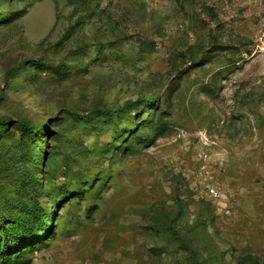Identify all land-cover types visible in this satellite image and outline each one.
Wrapping results in <instances>:
<instances>
[{"label": "rangeland", "instance_id": "rangeland-1", "mask_svg": "<svg viewBox=\"0 0 264 264\" xmlns=\"http://www.w3.org/2000/svg\"><path fill=\"white\" fill-rule=\"evenodd\" d=\"M17 103L43 123L0 143V229L38 212L0 262L264 264V0H0Z\"/></svg>", "mask_w": 264, "mask_h": 264}, {"label": "trees", "instance_id": "trees-1", "mask_svg": "<svg viewBox=\"0 0 264 264\" xmlns=\"http://www.w3.org/2000/svg\"><path fill=\"white\" fill-rule=\"evenodd\" d=\"M20 105V107L23 109L24 106L20 103H17ZM143 104L144 105H152L154 107L157 106L158 104V99L156 96H150L148 98L143 99ZM103 112L105 113H113V111L102 109ZM26 114H21L16 117L12 116H0V143L2 142L3 136H5L6 133H16L18 135V141L20 143V148L22 151H24L26 148H29V146L36 144L37 143V136L40 132V126L43 123V121H38V118L35 116L34 113H32L31 110L25 109ZM115 112V111H114ZM40 122V123H39ZM45 122V121H44ZM5 178L9 179V182L12 183L11 185V190L14 191L15 195L17 198H26L29 197L34 191L35 187L33 188L31 183H26L24 181L20 180V177L16 178L15 175H11L10 173H5L4 174ZM9 190V189H8ZM4 192V191H1ZM6 192V191H5ZM7 195V193H5ZM37 212H38V205L35 203L32 208H30V215L25 221V226H24V233L20 231L22 234L21 238L25 239L33 235V231L31 230L30 222L32 219H35L37 221ZM5 227L1 228L3 229V233H7L8 235L12 234V237L16 240L19 241L21 238L18 237V235H15L13 233L7 232V230L4 229ZM0 229V235L1 233ZM23 229V227H22ZM1 238V237H0ZM0 250L3 252H8L9 251V246L8 245H3L1 247V239H0ZM245 259H250L252 258L251 255H245ZM0 264H8V262L2 261Z\"/></svg>", "mask_w": 264, "mask_h": 264}, {"label": "built area", "instance_id": "built-area-1", "mask_svg": "<svg viewBox=\"0 0 264 264\" xmlns=\"http://www.w3.org/2000/svg\"><path fill=\"white\" fill-rule=\"evenodd\" d=\"M209 191H210V193H211L212 195H214V196L218 195L217 191H215L214 188H211Z\"/></svg>", "mask_w": 264, "mask_h": 264}]
</instances>
